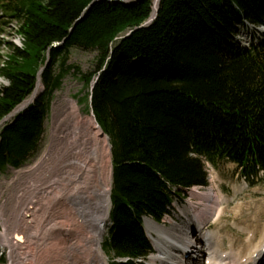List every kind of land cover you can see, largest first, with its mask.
Listing matches in <instances>:
<instances>
[{
  "label": "trees",
  "instance_id": "obj_1",
  "mask_svg": "<svg viewBox=\"0 0 264 264\" xmlns=\"http://www.w3.org/2000/svg\"><path fill=\"white\" fill-rule=\"evenodd\" d=\"M153 3L0 0V36L14 24L22 39V47L6 42L11 53L0 64L8 82L0 88V173L39 152L55 94L76 69L66 67L70 50L93 52L96 69L82 76L88 93L79 102L112 146L102 246L113 264L147 260L143 220L161 223L184 190L208 187L205 161L232 163L253 184L264 175V39L248 48L235 40L244 21L264 26V0H161L147 26ZM38 77L35 102L4 122Z\"/></svg>",
  "mask_w": 264,
  "mask_h": 264
},
{
  "label": "bare ground",
  "instance_id": "obj_2",
  "mask_svg": "<svg viewBox=\"0 0 264 264\" xmlns=\"http://www.w3.org/2000/svg\"><path fill=\"white\" fill-rule=\"evenodd\" d=\"M244 23L238 25L236 36L243 47L250 45L254 28ZM41 87L39 78L34 95L19 109L31 103ZM15 177L9 198L0 204V246L8 253L7 264H109L102 242L111 210L110 141L69 93L54 104L49 148ZM207 190L192 189L191 197L199 203L190 202L181 210L185 216L199 218L197 223L188 218L183 226H175L172 217L161 224L145 218L155 249L149 264H197L194 256L185 257L193 249L194 237L189 233L196 228L200 232L206 224L200 236L205 242L195 241L200 245L198 254L206 252L211 264H264V238L246 258L234 259L235 253L221 249L224 236L208 226L219 218L227 200Z\"/></svg>",
  "mask_w": 264,
  "mask_h": 264
},
{
  "label": "rangeland",
  "instance_id": "obj_3",
  "mask_svg": "<svg viewBox=\"0 0 264 264\" xmlns=\"http://www.w3.org/2000/svg\"><path fill=\"white\" fill-rule=\"evenodd\" d=\"M254 34L258 41L264 39V34ZM0 39L3 40L2 45H0L1 64L5 61V56L11 53L12 49V47L6 44V42L13 43L14 45V42H16V44L20 42L19 38L15 36L14 24H11V27L5 29V32L1 34ZM68 66H75L76 69L71 70L68 74L66 73L67 75L63 80L61 90L55 94L51 112L45 124V134L39 152L19 169L9 167L4 172L0 173V204L6 202L9 198L11 192L10 185L16 178L15 176L17 175V172L23 171L33 165L49 148L52 136L53 107L55 102L59 98H62L63 94L69 93V95L79 104L82 114L91 117V113L87 110V103H80L79 101L88 93V88L82 80V76L93 73L96 69L95 54L91 51L72 48L68 55L66 67ZM77 69H79V72H76ZM0 84V87H4L7 85V82L0 79ZM206 168L209 176L208 189L211 188L213 192H217V195H220L223 199L228 201L222 204V212L219 215V218L217 217L214 222H211L208 229L211 232L219 231V233L224 236L223 245L221 247L223 251H233L235 254H239L237 257L238 259L240 257L246 258V255L248 254L247 256H249L256 246L259 247L263 243L264 175L260 174L258 177L259 180L255 181L253 184L243 180L232 163L220 161L217 165H212L210 163ZM205 191L208 192V190ZM183 196H185L184 199L177 198L173 204V211L170 217L176 219L175 222H173V225L175 226H183L186 223V216H180L181 210H185V207L187 208L190 202L193 204L199 203V200L191 197L190 190H184L182 197ZM165 219L167 218H164V220ZM169 225L172 227L171 224ZM108 226L109 222L107 224V227ZM0 230H2L1 221ZM106 233L107 232L104 234V239ZM0 249L3 250L2 247ZM2 254L3 256H0V264H7V251L3 250ZM105 256L108 259V263L113 264L112 257L110 255L107 256L106 254ZM147 264H149V259Z\"/></svg>",
  "mask_w": 264,
  "mask_h": 264
},
{
  "label": "water",
  "instance_id": "obj_4",
  "mask_svg": "<svg viewBox=\"0 0 264 264\" xmlns=\"http://www.w3.org/2000/svg\"><path fill=\"white\" fill-rule=\"evenodd\" d=\"M128 1H131V0H128ZM160 1H161V0H154V3H153L154 14H153V16L151 17V19L146 23L147 26L150 25V24L156 19V16H157V12H158V8H159ZM48 63H49V61H47V63H46V65L44 66V68L39 72V75L44 71V69H45V67L47 66ZM38 79H39V77H38ZM36 98H37V96H35L34 99L32 100V102L29 103L25 108H22V109L17 108V109H16L11 115H9L4 121H9V120H11L16 114L25 111V110L29 107V105H31L32 103L35 102ZM91 117L95 120L97 126L100 127L99 124H98L97 121H96V118H95V115L93 114V112L91 113ZM0 125H1V123H0ZM103 134H104V133H103ZM104 135H105V134H104ZM108 139H109V138H108ZM110 147L112 148L111 145H110ZM110 201H111V197H110Z\"/></svg>",
  "mask_w": 264,
  "mask_h": 264
}]
</instances>
